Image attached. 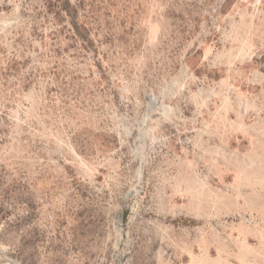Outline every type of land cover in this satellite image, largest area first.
Wrapping results in <instances>:
<instances>
[{"label":"rangeland","instance_id":"1","mask_svg":"<svg viewBox=\"0 0 264 264\" xmlns=\"http://www.w3.org/2000/svg\"><path fill=\"white\" fill-rule=\"evenodd\" d=\"M53 1L0 0V264H264V0Z\"/></svg>","mask_w":264,"mask_h":264},{"label":"trees","instance_id":"2","mask_svg":"<svg viewBox=\"0 0 264 264\" xmlns=\"http://www.w3.org/2000/svg\"><path fill=\"white\" fill-rule=\"evenodd\" d=\"M52 6H54L58 11H65L66 13L70 14V5L67 2V0H54L52 2ZM71 28L74 31V33H79V27L77 26V22L74 20H71ZM76 35V34H75Z\"/></svg>","mask_w":264,"mask_h":264}]
</instances>
